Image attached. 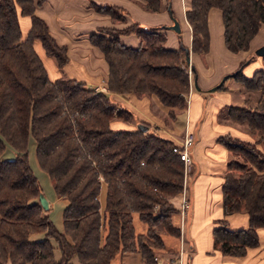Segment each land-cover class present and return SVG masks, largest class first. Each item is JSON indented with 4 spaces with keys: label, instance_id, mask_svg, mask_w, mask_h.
I'll list each match as a JSON object with an SVG mask.
<instances>
[{
    "label": "trees",
    "instance_id": "1",
    "mask_svg": "<svg viewBox=\"0 0 264 264\" xmlns=\"http://www.w3.org/2000/svg\"><path fill=\"white\" fill-rule=\"evenodd\" d=\"M42 1L0 0V264L7 260L11 264H74V256L80 264H109L118 251H138L141 264H155L154 249L164 246L159 226L179 236V227L171 219L177 210L168 200L182 190L184 180L183 161L172 150L175 142L147 129H112L115 106L108 93L74 78H48L33 40H40L58 66L68 61V55L66 45L56 41L46 21L34 12ZM159 2L145 0V6L155 11ZM211 7L221 10L225 47L232 52L247 50L264 23V0H191L186 18L192 28L193 51L208 50ZM96 8L122 12L110 5ZM19 14L30 16L23 39ZM105 29L99 27L89 38L107 61L109 92L154 94L172 107L186 103V46L166 48L162 33L138 23L111 32ZM129 32L141 39L138 47L118 39L120 33ZM246 61L227 77L262 95L252 108L229 105L228 114L246 122L260 138L253 142L230 134L217 138L232 155L221 185L224 214L244 209L248 216L245 228L229 229L226 218L218 219L213 228L214 242L222 253L234 256L256 246L257 229L264 228V153L257 146L264 143V69L245 76ZM122 112L133 117L125 109H117L116 115ZM30 135L39 165L51 178L55 193L67 201L62 230L40 203L41 186L28 161ZM6 144L15 151L14 158L1 157ZM100 177L106 184L103 210L98 198ZM133 212L147 224L145 233L135 232ZM38 232L43 236L31 237Z\"/></svg>",
    "mask_w": 264,
    "mask_h": 264
},
{
    "label": "crops",
    "instance_id": "2",
    "mask_svg": "<svg viewBox=\"0 0 264 264\" xmlns=\"http://www.w3.org/2000/svg\"><path fill=\"white\" fill-rule=\"evenodd\" d=\"M141 2L143 1L43 0L40 4H36L34 12L46 21L49 33L56 41L66 45L68 61L58 66L45 56L48 54L38 39L33 40V48L42 60L50 80L68 77L82 81L88 87L99 88L106 85L108 64L102 51L92 44L89 38L92 33L98 31L99 27L124 28L138 23L162 33L165 36L164 46L166 48L175 49L180 44L186 46L190 56L188 62L189 89L184 104L186 106L163 105L154 94L109 93L113 102L121 107L126 106L125 108L133 114L135 121L130 125L121 120L112 119L110 127L114 130L135 129L138 128L137 124L144 122L148 125V131H154L152 129L156 127L159 135L170 138L174 142L182 140L185 130L193 133V141L196 139L195 145L189 152L191 165L184 174L186 194L189 201L193 195L196 207L192 212L189 211L190 216L187 219L185 218L187 212L183 220L180 219L177 211L172 214V223L179 227L181 238L167 232L161 233L164 242L161 250L172 256L173 251L178 255V249L183 247L180 255L182 264H264V228L257 229L258 244L248 247L242 256L223 254L213 237V228L218 219L226 218L229 229L245 228L248 224L246 212L237 211L224 214L221 185L231 152L219 143L217 138L223 134H230L241 140L255 141L251 133L253 131L248 128L247 123L237 121L228 114V106L233 105L232 100L236 96L234 92L238 88L236 84L241 82L229 76L220 83L223 85L220 89L216 88L217 86L215 89L214 85L218 84L225 74L233 73L245 60L247 61L242 67L245 76H251L256 69H264V56L255 54V49L264 44V23L250 40L247 50L232 52L224 44L221 10L211 7L207 14L208 50L197 52L192 50V28L185 15L191 0H160V7L155 11L147 9ZM93 4L118 7L122 10L123 18L113 21L109 14L93 8ZM171 16L177 19L180 31L167 27L173 23ZM18 20L23 39L30 28V16L19 14ZM118 39L123 44L134 48L141 44L135 32L120 33ZM243 93L241 99L244 100L245 105L242 106L250 105ZM261 144L257 146L262 150ZM192 159L197 162L198 167L192 165ZM196 168L199 171L194 184L192 183L191 195L186 182L189 174L192 175L197 171ZM174 197L178 198V195ZM57 198L64 199L58 195ZM177 201L176 199L175 202ZM66 203L65 200V205ZM212 203L215 205L210 209ZM202 204H205V207L208 206L209 209L202 208ZM100 205L104 206L102 203ZM174 216L177 217L175 221H173ZM34 234L36 233L31 234L32 238H35ZM163 251L158 254L162 260L167 257ZM5 264H11V262L7 260Z\"/></svg>",
    "mask_w": 264,
    "mask_h": 264
},
{
    "label": "rangeland",
    "instance_id": "3",
    "mask_svg": "<svg viewBox=\"0 0 264 264\" xmlns=\"http://www.w3.org/2000/svg\"><path fill=\"white\" fill-rule=\"evenodd\" d=\"M143 2L141 3H144V6H145V0H142ZM160 3V2H159ZM191 6V4H190ZM93 8H96V5H92ZM160 7V6H159ZM190 9V7L188 8ZM187 9V10H188ZM186 10V11H187ZM102 13H106V14H109L111 16V18L113 19V21H116V20H120L123 18L122 16V12L121 11H116V10H108V12H103L102 10H98ZM186 11H185V15H186ZM112 12V13H111ZM191 26V25H190ZM105 32H111L113 30H115L116 28L113 27V26H106L105 27ZM141 40V39H140ZM40 46V44H38ZM41 47V46H40ZM256 54V53H255ZM47 56L48 58H50L54 63H56L55 59L50 56V55H45ZM105 58V57H104ZM106 60V59H105ZM43 61L46 63L45 59L43 58ZM107 62V61H106ZM232 74V73H230ZM228 74V75H230ZM228 75H224L222 77L221 80H219L218 84L214 85L215 86H218L221 82H223L224 79H226V77ZM107 79V78H106ZM236 80V79H234ZM237 81V80H236ZM240 82V81H238ZM235 86V84L233 85V87ZM102 87H105V91L103 90V92L105 93H117V92H109L106 85L105 86H102ZM236 90H234V92H236V96H234V100H232V104L233 105H239V106H242V105H245L244 104V100L241 99V96H242V93L244 92L245 93V96L248 101V103L250 105H247L246 107H254L257 103V101L259 100V98L261 97L262 93L261 91L259 90H253V89H248L244 86V84L241 82V83H237L236 84ZM213 88V87H212ZM248 89V91H247ZM240 90H241V93H240ZM102 91V90H101ZM243 93V94H244ZM122 94V93H120ZM140 94H144V93H140ZM148 95V94H146ZM208 94H206L207 96ZM110 100L111 102L114 104L115 106V113H114V116H113V120H121L123 121V123H126V124H130L132 125L134 121L133 117H131L130 115H127L125 112H122V115L121 116H117L116 115V112H117V109H125V110H128L127 108H125L126 106H120L118 105V103H115L113 102L114 100L111 99V96H110ZM184 106V105H183ZM186 106V105H185ZM184 106V107H185ZM129 111V110H128ZM184 117V116H183ZM112 119L110 120V122L112 121ZM166 119V117H165ZM168 119V118H167ZM138 125V124H137ZM243 129H245L244 126H242ZM155 133H157V129L155 127H153V129ZM249 130V129H248ZM253 134L252 137H254V140H258L260 138V134L259 132H257L256 130H254L253 132H251ZM260 142V141H259ZM196 143V139L192 142V144L188 147V150L190 152V150L193 148V146L195 145ZM262 142H260L259 144H261ZM261 147H262V151L264 152V143L261 144ZM27 154H28V160H29V164H30V167L33 171V173L36 175L38 181H39V184L41 186V190H42V195H43V201H42V206H43V209L49 214V217H50V220L53 222V224L55 225V227L59 230H62L63 229V218H62V212H63V208L65 206V200L66 199H58L57 198V194L55 193V190L53 188V185H52V180L51 178L49 177V175L47 174V172L41 168V166L39 165L38 161H37V158H36V155H35V140L34 138L30 135L29 138H28V143H27ZM1 157H4V158H14L15 157V154H14V151L13 149L9 146V145H6V148L5 150L3 151V153L1 154ZM232 157V155H231ZM192 165H195V167H198L197 165V162L195 160L192 159ZM183 169H184V163H183ZM197 169V168H196ZM198 169L196 172H193L192 175L189 174V176L187 177V182H186V186L187 188H189V194L191 192V195H192V190H193V184H194V181L198 175ZM100 180L102 181L103 185H101L102 187H100V192L98 194V198L100 200V203H102V205L105 203L104 201V197H105V194H106V184L105 182L103 181V179L100 177ZM183 183H184V180H183ZM193 183V184H192ZM191 187H192V190H191ZM179 194V193H178ZM176 194V195H178ZM174 195V196H176ZM174 196H168V200L170 201L171 199H173L174 201L178 198H175ZM190 196V195H189ZM103 197V198H102ZM193 195L192 197H190V207L189 209H187V215H186V219L190 216L189 214V211L192 212L194 210V208L196 207L195 204H196V201L195 199H193ZM104 202V203H103ZM171 202V201H170ZM41 203V201H40ZM46 203H50L48 207L45 206ZM172 203V202H171ZM177 205L176 203H172V205ZM173 205V206H174ZM210 205V204H209ZM215 204L212 203L210 205V209L212 206H214ZM101 207V206H100ZM104 208V206H102ZM101 207V209L103 210V208ZM205 207V204H202V208ZM207 209H209V207H205ZM159 209V206H156L154 208V210H158ZM176 213L179 214V212L177 211ZM240 213H245L244 209H242L240 211ZM176 216H174V219L173 221H175V218ZM181 217V216H179ZM181 219V218H180ZM185 219V220H186ZM132 221H133V224L135 226V229H136V232H146L147 231V224L142 222L139 218H138V215L136 212H133L132 213ZM159 229H161V233L163 232H166L164 230V228L160 225L159 226ZM43 236V233H36L33 235V237L35 238H40ZM166 237V236H165ZM181 238V234H180V231H179V236ZM167 240V238H166ZM150 242L154 243V240L153 239H149ZM183 246V245H182ZM181 247V246H180ZM161 248L163 247H157L154 249L155 253H154V257H153V260L155 261V264H179V260L180 259V248L178 249V255L176 252H172V256L170 255V253L167 254V252L165 253L163 250H161ZM183 248V247H182ZM185 248L188 249V247L185 246ZM184 248V249H185ZM162 251L165 253L164 255H166L167 257L162 260V258L160 259L159 257V252ZM173 253H176L173 255ZM54 254H55V258L58 259L59 258V250L58 248H55L54 249ZM170 255V256H169ZM157 259H156V258ZM167 258H169L167 261H165ZM174 260V261H173ZM177 260V261H176ZM73 263L74 264H80L78 262V259L76 256H74V258L72 259ZM109 264H141V257H140V253L138 251H126V252H122V251H118L115 256L110 260V263Z\"/></svg>",
    "mask_w": 264,
    "mask_h": 264
},
{
    "label": "built area",
    "instance_id": "4",
    "mask_svg": "<svg viewBox=\"0 0 264 264\" xmlns=\"http://www.w3.org/2000/svg\"><path fill=\"white\" fill-rule=\"evenodd\" d=\"M96 89L100 91L101 90L105 91V87H99ZM193 139H194L193 133L189 130H185L182 140L180 142H175L172 147L173 152H175L184 163V174L191 165L188 147L191 145ZM170 201L172 203H176L173 199H171ZM176 204H177L176 206L174 204L173 205L175 206L176 210L179 212L181 216V220H183L184 215L186 214L187 209L189 208L190 205L189 198L186 194L185 181L183 183L182 190L178 194V201ZM181 250L182 248H180V255H181ZM178 262L179 264H182L181 257Z\"/></svg>",
    "mask_w": 264,
    "mask_h": 264
},
{
    "label": "water",
    "instance_id": "5",
    "mask_svg": "<svg viewBox=\"0 0 264 264\" xmlns=\"http://www.w3.org/2000/svg\"><path fill=\"white\" fill-rule=\"evenodd\" d=\"M172 18V24L168 25L167 27L171 28V29H174L175 31H180V26H179V23L177 21V19L173 16H171ZM255 53L257 55H264V44L259 46L257 49H255ZM187 61L189 62L190 61V56H189V53L187 55ZM215 88V87H214ZM138 128H141L142 130H146L147 129V126L144 125V124H141L139 123L137 125ZM39 199L41 201V205L43 204L42 201H43V195H42V192L40 193L39 195ZM46 207H48V203L45 204Z\"/></svg>",
    "mask_w": 264,
    "mask_h": 264
}]
</instances>
